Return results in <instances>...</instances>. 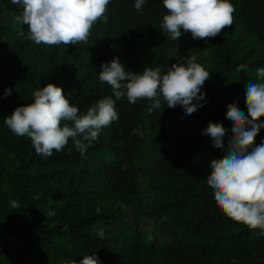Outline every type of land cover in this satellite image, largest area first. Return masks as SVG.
Wrapping results in <instances>:
<instances>
[{
  "label": "trees",
  "instance_id": "16d2710c",
  "mask_svg": "<svg viewBox=\"0 0 264 264\" xmlns=\"http://www.w3.org/2000/svg\"><path fill=\"white\" fill-rule=\"evenodd\" d=\"M235 2L246 35L263 54L246 64L243 59L237 61L230 52L235 41L223 31L201 44L212 49L222 66L236 70L246 66L239 71L237 87L245 100V84L255 82L248 77V69L264 68V0ZM134 5L135 0H111L107 22L93 25L105 39L95 47L71 45L59 71L41 77L40 88L47 83L60 86L69 102L85 114L98 100L113 96L110 86L99 81L102 64L118 57L126 70L139 72L134 56L147 39H155L163 52L179 46L182 38L174 40L161 28L167 14L163 0H145L141 11ZM21 12L22 7L11 0H0V264H26V258L34 264H80L85 255H94L97 264H210V258L224 249L236 250L240 264H264V231L228 218L217 206L210 186L192 171L206 155L210 136L204 130L209 122L223 125L225 147L233 135L227 106L203 88L206 102L193 101L203 106L191 115L180 105L169 108L163 101L159 114V110L149 111V100L135 104L126 97L117 100L118 119L101 129L83 156L71 138L50 157L37 155L32 144L26 152L20 148L18 136L4 119L17 106L26 105L16 98L24 73L17 60L34 42L28 38L27 25L18 20ZM238 43L244 45L241 40ZM170 67L159 68L166 73ZM8 88L12 93L5 96ZM143 128L159 130L163 151L174 158L168 170L171 180L153 191V204L151 194L141 192L139 178L146 169L135 163ZM261 143L264 128L255 137V145ZM99 199L108 208L97 212ZM11 200L20 207L13 209ZM124 206L142 217L168 218L164 227L171 239L160 245L140 220L125 218Z\"/></svg>",
  "mask_w": 264,
  "mask_h": 264
},
{
  "label": "clouds",
  "instance_id": "9594fccd",
  "mask_svg": "<svg viewBox=\"0 0 264 264\" xmlns=\"http://www.w3.org/2000/svg\"><path fill=\"white\" fill-rule=\"evenodd\" d=\"M111 0H11L22 7L18 17L27 25L28 38L35 44L55 46L60 44H87L93 25L107 22ZM145 0H135V8L141 11ZM167 14L161 28L174 40L181 29L193 38L207 40L220 34L234 21L235 8L230 0H163ZM240 65L237 71L245 70ZM264 78V68L257 70ZM210 71L195 62L179 61L166 73L159 67H146L142 72L126 70L118 57L102 64L99 81L110 86L113 96H107L80 114L60 86L47 83L35 90L33 100L17 106L4 119V124L18 137L30 138L39 156L50 157L60 152L71 138L74 147L83 156L91 142L98 139L103 127L118 119L117 100L126 97L129 103L138 100L151 101L149 111L164 105L175 108L180 105L191 115L203 106L193 101H205L201 92ZM247 115L237 104L227 106L226 118L232 124V139L225 147V129L222 124L209 122L204 134L211 137L215 148L224 153L222 158L210 162L207 185L214 193L219 209L230 219L250 229L264 231V143L255 145V137L264 128V83L245 84ZM12 89L5 90L10 96ZM250 117V118H249ZM71 152V149H69ZM13 209L20 207L16 200L9 202ZM103 237V231L98 233ZM80 264H97L94 255L83 256Z\"/></svg>",
  "mask_w": 264,
  "mask_h": 264
},
{
  "label": "rangeland",
  "instance_id": "374dc122",
  "mask_svg": "<svg viewBox=\"0 0 264 264\" xmlns=\"http://www.w3.org/2000/svg\"><path fill=\"white\" fill-rule=\"evenodd\" d=\"M230 3L235 8L233 14L234 21L223 32L227 35V39L235 41L234 47L230 51L234 58L237 61L243 59L246 64L249 59H256L262 55L263 50L252 37L246 35V31L236 9L235 0H230ZM180 37L182 39L179 46L169 48L165 52L160 50L155 39H147L134 56V62L139 72H142L146 67L156 68L167 64L171 66L179 61L187 63L189 60L194 59L205 70L210 71L209 79L202 86L204 91L213 97L217 103L224 104L225 106L237 104L239 109L247 115L245 100L237 92L240 78L239 71L232 67L222 66L215 61L212 49L207 45L201 44L208 43V39L193 38L190 32H184L183 29H181ZM104 39L103 34L93 27L87 44L83 45H92L95 47ZM240 40L244 45H239L238 42ZM70 46L65 44L48 46L34 43L29 51L23 52L17 60L19 68L23 69L24 73L20 78L16 98L22 99L25 104L31 103L34 91L41 87V77L45 76L47 78L59 71L65 58L68 57L67 50H69ZM248 70L247 75L251 80H254L256 83H263L257 70ZM140 134L143 137V143L139 155L135 158V163L143 165L146 169V173L139 178L141 192L148 191L149 193L146 194H151L149 200L153 204V191L158 190L157 187L160 184L167 185L169 180H171L168 170L172 166L174 158L168 156L163 151L159 130L143 128L140 129ZM16 140L19 142L21 149H25V152L28 151L31 144L30 138L18 137ZM222 156L223 152L213 146L211 137H209L206 143V155L202 161L192 166V171L197 178L207 183V176L211 171L210 162L213 159L222 158ZM89 183L90 181L86 184ZM107 208L106 201L99 199V203L95 206V211L98 212ZM123 214L126 219L134 221L140 220L150 235L160 245H164L171 239L170 232L164 227V222L168 220L165 216L158 218L142 217L131 206H124ZM156 220L158 221L156 222ZM174 229L176 228L174 227ZM25 262L26 264H34L32 258H26ZM228 262L231 264L241 263L236 250L224 249L217 256L211 257L209 260L210 264H226Z\"/></svg>",
  "mask_w": 264,
  "mask_h": 264
}]
</instances>
